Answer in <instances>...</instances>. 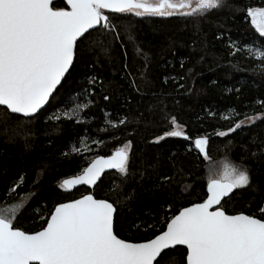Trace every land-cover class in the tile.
Returning <instances> with one entry per match:
<instances>
[{
	"label": "trees",
	"instance_id": "obj_1",
	"mask_svg": "<svg viewBox=\"0 0 264 264\" xmlns=\"http://www.w3.org/2000/svg\"><path fill=\"white\" fill-rule=\"evenodd\" d=\"M55 3L63 6L60 0ZM249 7H264V0H225L219 10L195 18L112 16L119 39L93 32L90 41L102 43L80 45L70 75L35 119L0 106V204L23 199L47 217L56 204L92 192L123 201L115 230L123 239L142 242L163 231L183 207L205 199L209 169L226 160L247 165L256 186L231 200L226 211L259 218L258 206L264 207V63L249 54V47L264 45V36L247 16ZM165 76L177 79L165 83ZM90 77L96 83L89 87ZM105 95L110 99L104 100ZM83 103L89 107L69 119L76 104ZM246 116L257 119L227 136L217 135ZM172 117L191 139L155 142L172 130ZM121 118L125 124L118 123ZM203 135L209 137L210 159L194 147L195 138ZM129 140L126 178L113 171L92 189L58 187L93 157L109 155ZM73 146L79 154L71 151ZM21 175L13 191V181ZM164 176L171 179L164 181ZM43 223L41 215L27 213L14 226L34 232ZM184 248L178 246L175 253L181 264Z\"/></svg>",
	"mask_w": 264,
	"mask_h": 264
},
{
	"label": "snow or ice",
	"instance_id": "obj_2",
	"mask_svg": "<svg viewBox=\"0 0 264 264\" xmlns=\"http://www.w3.org/2000/svg\"><path fill=\"white\" fill-rule=\"evenodd\" d=\"M60 2L63 6L54 0H0V106H5L10 114L35 119L50 98H54L53 94L58 93V86H62L66 74L70 75V69L74 68L80 45L88 43L93 32L111 33L113 40H118L119 32L112 16L195 18L225 4V0ZM246 12L252 25L264 36V7H249ZM90 42L102 43L99 38ZM232 44L235 48V42ZM136 51L141 53L139 48ZM249 54L264 63V45L249 47ZM169 79L177 78L165 76V83ZM95 83L96 78L90 77L89 87ZM132 83L135 86V80ZM89 87L83 91L90 94ZM103 99L110 97L105 95ZM88 107V103L76 104L68 118ZM256 119L245 117L248 123ZM245 121L217 135L227 136L240 129ZM118 123L125 124L126 118ZM170 123L172 130L156 137L155 142L166 137L191 139L175 117ZM208 144L207 135L194 140L195 149L205 159H210ZM131 147L129 140L110 156H96L80 174L63 179L58 187L67 191L78 185L95 186L106 169H115L126 178L130 172ZM71 151L79 154L81 150L73 146ZM22 179L21 175L13 181V191ZM161 179L168 181L171 177ZM255 187L247 165L226 162L222 169L210 168L206 198L183 207L179 214L167 220L166 230L144 242H131L117 234L123 201L98 199L92 192L56 204L47 210V217H43L37 206H26L23 199L13 204L3 203L0 204V264H181L175 255L179 251L177 246H185V264H264V207L258 206L259 218L244 212L229 214L225 208L242 191ZM27 213L41 215L44 223L40 230L28 232L14 226L18 216Z\"/></svg>",
	"mask_w": 264,
	"mask_h": 264
},
{
	"label": "water",
	"instance_id": "obj_3",
	"mask_svg": "<svg viewBox=\"0 0 264 264\" xmlns=\"http://www.w3.org/2000/svg\"><path fill=\"white\" fill-rule=\"evenodd\" d=\"M56 1H58V0H54V2H56ZM65 2H66V0H64ZM91 31V30H90ZM67 75V74H66ZM63 82V81H62ZM61 82V83H62ZM59 87V86H58ZM51 99V98H50ZM50 101V100H49ZM49 103V102H48ZM48 103L46 104V105H44L43 106V108L42 109H44L47 105H48ZM41 109V110H42ZM40 110V111H41ZM21 115V114H20ZM114 153V151L111 153V154H109V155H101V156H105V157H107V156H110V155H112ZM98 156V155H97ZM96 157V156H95ZM95 157L93 158V159H95ZM88 166V165H87ZM86 166V167H87ZM113 171H117V170H115V169H106L103 173H102V175H101V177H100V179L97 181V184L99 183V181L102 179V177L106 174V173H109V172H113ZM78 174H80V173H78ZM78 174H75V175H78ZM75 175H71V176H69V177H66V178H64V179H68V178H71V177H73V176H75ZM63 181V180H62ZM96 184V185H97ZM95 185V186H96ZM81 186H86V187H88V188H90V189H92V188H94L95 186H90V185H78V186H76V187H74V188H78V187H81ZM73 188V189H74ZM87 194V193H86ZM79 198V197H78ZM97 198V197H96ZM98 199H103V198H98ZM67 202V201H66ZM111 202V201H110ZM202 202V201H201ZM197 203V202H196ZM190 206V205H189ZM187 207V206H186ZM177 214H179V212L177 213ZM230 214V213H229ZM236 214V213H235ZM246 214V213H245ZM164 230H166V228L164 229ZM158 235V234H157ZM154 238V237H153ZM152 239V238H151ZM131 242H133V241H131ZM142 242H144V241H142ZM178 247V246H177ZM182 247H185V246H182ZM166 251V250H165Z\"/></svg>",
	"mask_w": 264,
	"mask_h": 264
},
{
	"label": "rangeland",
	"instance_id": "obj_4",
	"mask_svg": "<svg viewBox=\"0 0 264 264\" xmlns=\"http://www.w3.org/2000/svg\"><path fill=\"white\" fill-rule=\"evenodd\" d=\"M255 117H256V116H255ZM242 121H245V119L242 120ZM246 124H250V123H248L247 121H245L244 125H246ZM93 158H94V157H93ZM93 158H92V159H93ZM226 162H228V161L223 160V161H221L220 163H217V165L214 166V167L217 168V169H222V168H223V165H224ZM214 167L212 166L211 168H214Z\"/></svg>",
	"mask_w": 264,
	"mask_h": 264
}]
</instances>
